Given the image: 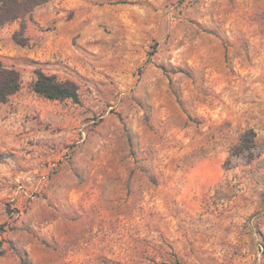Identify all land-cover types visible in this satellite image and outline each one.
Returning <instances> with one entry per match:
<instances>
[{"label":"rangeland","instance_id":"1","mask_svg":"<svg viewBox=\"0 0 264 264\" xmlns=\"http://www.w3.org/2000/svg\"><path fill=\"white\" fill-rule=\"evenodd\" d=\"M0 57V264H264V0H51Z\"/></svg>","mask_w":264,"mask_h":264},{"label":"trees","instance_id":"2","mask_svg":"<svg viewBox=\"0 0 264 264\" xmlns=\"http://www.w3.org/2000/svg\"><path fill=\"white\" fill-rule=\"evenodd\" d=\"M49 1L51 0H0V29L25 19L36 7ZM35 74L32 90L37 96L51 101L79 102V88L75 82L63 81L57 75L45 73L41 69H37ZM21 89V73L13 67H7L0 57V105L7 103Z\"/></svg>","mask_w":264,"mask_h":264},{"label":"crops","instance_id":"3","mask_svg":"<svg viewBox=\"0 0 264 264\" xmlns=\"http://www.w3.org/2000/svg\"><path fill=\"white\" fill-rule=\"evenodd\" d=\"M21 90L13 95L7 103L0 105V139H11L13 136L10 132L22 131L23 129L22 115L24 114V102L22 98L18 97Z\"/></svg>","mask_w":264,"mask_h":264}]
</instances>
